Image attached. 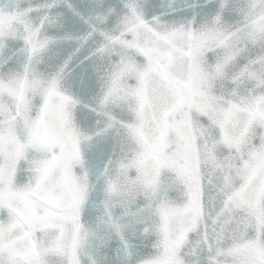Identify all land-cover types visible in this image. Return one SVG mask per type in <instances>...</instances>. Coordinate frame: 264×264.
Here are the masks:
<instances>
[{"label":"snow or ice","instance_id":"obj_1","mask_svg":"<svg viewBox=\"0 0 264 264\" xmlns=\"http://www.w3.org/2000/svg\"><path fill=\"white\" fill-rule=\"evenodd\" d=\"M0 264H264V0H0Z\"/></svg>","mask_w":264,"mask_h":264}]
</instances>
